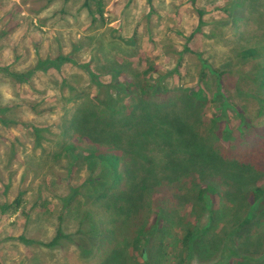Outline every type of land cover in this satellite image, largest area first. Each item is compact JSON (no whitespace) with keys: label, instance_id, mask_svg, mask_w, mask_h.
I'll use <instances>...</instances> for the list:
<instances>
[{"label":"rangeland","instance_id":"374dc122","mask_svg":"<svg viewBox=\"0 0 264 264\" xmlns=\"http://www.w3.org/2000/svg\"><path fill=\"white\" fill-rule=\"evenodd\" d=\"M102 1L105 24L93 20L98 0L88 5L87 0H0V67L8 68L0 71V264H133L134 254L123 240L115 248H94L90 258L82 254L78 244L85 245L86 239L78 233L79 203L85 206L88 197L98 200L100 169L80 158L71 174L68 160L56 156L73 140L71 120L80 112L97 113L100 101L124 100L122 104L130 105L119 124L114 122L116 147L122 145L125 154L135 158L130 166L138 169V180L150 184L138 202L152 214L163 209L170 216L152 241L158 264H179L183 257L180 213L207 220L191 191L194 180L220 188L218 206L230 224L242 190L255 177L249 172L234 180L240 170L235 164L246 162L264 170V163L255 160L259 150L264 156V90L257 81L264 58L239 56L247 48L264 54V0ZM52 5L54 10L41 17ZM199 11L204 12L201 26ZM114 21L119 23L113 26ZM61 56L70 59L57 60ZM205 61L211 68L226 69L222 93ZM149 67L155 68L145 77L152 91L171 88L179 101L155 96L144 101L140 93L130 98L114 77V68H122L139 86ZM199 86L211 100L204 109V127L197 124L201 136L210 137L205 128L213 126L211 116L222 118L217 137L232 136L230 146L223 139L215 143L213 154L209 152L214 148L203 139L196 141L179 128L183 122L197 123L180 98ZM9 89L11 101L4 97ZM49 91L55 95L49 96ZM224 98L230 106L227 118L221 114ZM237 111L252 124L248 143L239 136ZM96 132L106 141V133L99 128ZM261 179L264 186V173ZM74 194L77 203L64 211V199ZM60 223L72 240L47 248L44 244L56 236ZM234 244L244 254L264 253V208L253 225L235 236ZM214 260V254H197L193 264Z\"/></svg>","mask_w":264,"mask_h":264},{"label":"trees","instance_id":"16d2710c","mask_svg":"<svg viewBox=\"0 0 264 264\" xmlns=\"http://www.w3.org/2000/svg\"><path fill=\"white\" fill-rule=\"evenodd\" d=\"M88 1L86 4L88 5ZM105 5L102 0L97 2L96 12H92L93 20L105 24ZM93 11V10H91ZM199 25L204 24V12L199 11ZM242 59H260L264 58L263 52H259L256 48H247L242 50L239 54ZM70 57H58L59 61H67ZM48 62H40V65H46ZM207 61L204 66L216 77L219 91H222L223 76L226 69L211 68ZM8 68H1L0 71H6ZM114 77L120 81L123 87V92L130 94V98L136 95H141L145 100H150L152 96L161 99L164 102L172 100L179 101L173 89L164 87L163 89L153 90V85L149 84L145 79L148 73L155 71V68L149 67L141 76L142 83L138 86L134 80L129 76L131 73L125 72L122 68H114ZM13 75L20 80H27L26 75L13 73ZM257 81L260 88L264 90V65L260 66L259 77ZM200 87V86H199ZM222 93V92H221ZM217 98V96H216ZM225 104L222 105L221 114H226V118L230 117L229 102L224 98ZM100 101V100H99ZM100 101L97 113H82L80 112L74 120L70 122V131L74 133L73 140L62 146L61 152L56 156L60 160L65 158L70 165V173L72 168L79 162L81 158L83 161L89 162L91 167H98V200H88L79 203L82 209L81 219L79 224L78 233L86 239V244H78L82 254L90 258L94 253V248L98 247L100 251L102 246L111 244L114 248L119 245L121 241H125V246L129 244L130 250L134 254L133 264H158L157 257L155 256V247L152 244L153 238L160 235L165 230V223L168 221L169 215H165L163 209L159 212L153 213L144 207L143 203L138 200L145 193L147 188H150L148 182L138 180V169H133L130 165L134 163L135 158L125 154V149L122 145H117L116 140L117 128L114 122L118 125L120 116L128 113L130 105L122 104V101ZM183 102L182 106L185 111L190 112L197 117V123L194 125L179 124L180 130L189 131L196 141L202 139L205 143L215 149V143L221 142L222 139L231 145V133L229 128L226 131L230 132L222 138L217 137L216 128L221 122L220 116L210 117L212 127L205 128L210 134V137L205 139L201 136L199 127L200 124L204 127L205 122L202 120L203 116L208 117L206 109L211 104V100L205 95L203 88L188 91L185 98H180ZM215 102V99L213 100ZM262 109L264 110V92L260 98ZM240 116L239 126L240 135L248 143L247 138L252 131V124L247 119L245 114L237 111ZM96 128L102 130V134L106 133V141L98 138ZM240 136V137H242ZM248 148V145L245 143ZM244 148V146H242ZM209 153H216L215 150ZM249 150H253L248 148ZM128 156V157H127ZM129 158V159H128ZM257 162L264 163V156L259 150V154L255 158ZM123 164L124 169L121 171L120 167ZM234 177V180H239L245 177L249 172L254 175L250 186L246 190H242L241 204L233 213L230 224L224 220L221 205L218 202L221 198L220 188L214 184L203 183L201 180H194L191 191L197 194V202L208 215L207 220L202 218L203 215H196L190 213H180L178 219L181 223L183 231L182 250L183 257L179 264H193L197 254L205 255V253L214 254L216 260L213 264H264V253L261 255H251L239 252L234 244L235 236L240 234L243 230L253 225L254 221L260 211L264 208V186L261 184L264 170L255 164L246 162H238L235 164V170L239 169ZM212 174V173H210ZM215 175V173H213ZM260 174V175H259ZM262 178V177H261ZM123 184V185H122ZM75 190V189H74ZM73 190V191H74ZM155 191V190H153ZM184 194V191L181 190ZM156 195V194H155ZM21 197L18 198L16 204L21 206ZM77 195H71L64 199L63 210L67 211L73 202L77 203ZM84 206V207H83ZM63 216L60 217V220ZM222 230L221 232H218ZM23 240L32 243L22 238ZM64 240H72V236L66 234L62 224L58 225L56 236L48 243L44 244L47 248L56 249L61 247ZM41 243V242H39ZM207 246V247H206ZM89 247V248H88ZM214 257V256H213Z\"/></svg>","mask_w":264,"mask_h":264},{"label":"clouds","instance_id":"9594fccd","mask_svg":"<svg viewBox=\"0 0 264 264\" xmlns=\"http://www.w3.org/2000/svg\"><path fill=\"white\" fill-rule=\"evenodd\" d=\"M16 2L19 3V0H16ZM141 2L143 3L144 0H141ZM167 2L168 3H171V0H167ZM55 7H56L55 5H52V7H50L49 9H47L45 12L41 13V17L47 16L51 11L54 10ZM24 14L26 15L27 13H24ZM118 23H119V21H114L113 26H115ZM44 30L46 31L47 29L45 28ZM174 67H175V65L173 64L171 66V68H174ZM48 95L49 96H53V95H55V93L52 92V91H49L48 92ZM4 97H5L6 100H9V101H11V100L14 99V96L12 95V92H11L10 89L4 92Z\"/></svg>","mask_w":264,"mask_h":264}]
</instances>
